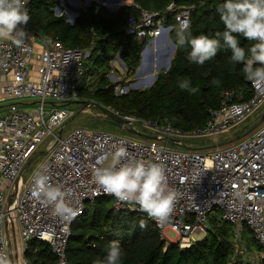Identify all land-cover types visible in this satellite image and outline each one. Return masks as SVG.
Here are the masks:
<instances>
[{"label": "built area", "instance_id": "built-area-1", "mask_svg": "<svg viewBox=\"0 0 264 264\" xmlns=\"http://www.w3.org/2000/svg\"><path fill=\"white\" fill-rule=\"evenodd\" d=\"M57 1L61 5V0ZM107 1L99 3L112 6V1ZM28 4L29 0L27 10ZM117 10L119 8L110 12ZM192 11V8L175 5L168 8L178 27L185 17L190 21ZM55 14L63 16L58 8ZM18 27L27 33L22 46L17 47L10 40L0 41V86L2 94L11 102L2 112L0 98V255L5 256L9 264H32L25 256L31 242L48 244L57 264H70L67 250L73 225L84 216L87 205H94L98 199H112L118 211L148 216L136 203L121 202L103 194L102 190L97 194L92 170L110 164L111 154L121 146L132 157L162 164L169 186L179 193L168 222L158 224L149 217L160 231L165 251L173 245L188 249L205 240L210 219L219 212L217 220L233 227L237 255L244 253V227L251 231L260 249L253 253H264V123L251 135L215 149L188 147L178 140L179 136L209 137L215 144L221 143V135L230 133L264 104V85L256 86L247 80L254 92L247 102H234L235 94L227 92L219 108L207 111L206 125L188 134L171 124L112 109L127 121L126 128L133 127L137 131L138 127L142 128L156 139L137 140L84 128L59 139L57 132L65 128L73 115L65 104L81 101L79 89L84 80L87 88L93 84L91 78H86L87 52L68 49L48 36H37L29 22ZM174 29L175 26L166 25L164 15L146 11L139 18H129L124 26L127 35L137 37L140 43L151 44L161 37L170 38ZM34 44L41 46L40 52L35 51ZM33 62L38 63L35 74ZM114 62L128 72L119 55ZM114 72L112 68V82H120L114 91L117 97H122L130 89L121 84L125 78H118ZM48 136L53 137L48 154L26 181L24 168ZM171 140L179 142L173 144ZM171 145L181 149H173ZM42 170L51 177L53 185L61 186L67 202L79 210L74 219H61L51 206L46 207L32 198L35 173ZM17 224L22 249L17 244ZM169 232L175 234L174 241L168 239ZM262 260L264 257L259 262Z\"/></svg>", "mask_w": 264, "mask_h": 264}, {"label": "trees", "instance_id": "trees-1", "mask_svg": "<svg viewBox=\"0 0 264 264\" xmlns=\"http://www.w3.org/2000/svg\"><path fill=\"white\" fill-rule=\"evenodd\" d=\"M123 1L132 3V0ZM133 1L135 6H124L116 13L105 7L96 13L97 5L93 4L86 12L80 11L72 24L65 15L59 17L55 14L59 6L57 0H29V26L37 36H48L68 49H81L88 53L84 62L85 68L88 66L86 77L96 78L92 80L93 90L87 92L90 100L85 102V96H80L82 103L95 102L122 114L171 124L177 130L188 133L206 125L209 119L207 111L219 108L227 92L235 94L234 102H247L253 98V88L243 73L244 65L231 61L230 49L221 47L215 57L201 66L189 61V45H177L179 27L174 16L168 12L171 5L193 9L185 35L195 37L203 34L216 38V32L224 31L217 7L225 0ZM144 11L162 14L166 25L175 26L170 39L177 46L176 53L170 69L158 74L153 87L117 97L114 91L116 84L110 80L117 55L127 66L128 75L133 77L141 65L142 53L148 43H140L137 37L127 35L124 26L129 18H139ZM238 39L247 55V49L255 42L242 36ZM182 79H188L191 87L199 91L190 94L180 89L179 81ZM252 124L246 126V130ZM111 200L101 198L94 205H87L84 216L73 225L67 250L70 264H98L106 257L113 241H118L121 246L119 264H252L247 256L260 251L251 231L244 227V253L237 255L233 227L215 217L210 219L205 240L188 249L181 250L173 245L165 251L160 231L149 216L118 211ZM141 222L145 225L143 228L140 227ZM29 246L30 251L25 256L32 264H57L48 244L31 242ZM259 264H264V260Z\"/></svg>", "mask_w": 264, "mask_h": 264}, {"label": "clouds", "instance_id": "clouds-1", "mask_svg": "<svg viewBox=\"0 0 264 264\" xmlns=\"http://www.w3.org/2000/svg\"><path fill=\"white\" fill-rule=\"evenodd\" d=\"M26 4L27 0H0V41L10 40L17 47L24 44L27 33L18 26L29 22ZM217 12L224 31L216 32V38L203 34L185 35L190 26L185 17L176 32L177 45H189V61L201 66L215 57L221 47L230 49L231 61L244 65L246 79L256 86L264 85V0H225L217 7ZM239 36L255 42L247 49V55L245 48L240 46ZM257 64L259 66L254 67ZM179 88L190 94L199 91L191 87L188 79L179 81ZM92 177L98 186L97 194L102 190L103 194L121 202L136 203L158 224L169 221L179 198V193L169 186L162 164L132 157L122 146L111 154L110 164L93 168ZM31 196L44 206H51L53 213L61 219L71 220L79 215V210L67 202L61 186L53 185L45 170L35 173ZM144 226L141 222L140 227ZM120 258L121 246L118 241H113L106 257L98 264H119ZM0 264H9L5 256L0 255Z\"/></svg>", "mask_w": 264, "mask_h": 264}, {"label": "rangeland", "instance_id": "rangeland-1", "mask_svg": "<svg viewBox=\"0 0 264 264\" xmlns=\"http://www.w3.org/2000/svg\"><path fill=\"white\" fill-rule=\"evenodd\" d=\"M88 2H89V0H83V2H81L82 3V8H84L85 4L88 3ZM103 2L106 3L108 1L107 0H103ZM81 3L80 2H76L75 0H61V5H60V2H59V6L57 8H58V10H60L61 14L65 15L68 18V17H70L68 15L72 14L70 9L74 10L73 8H75V6L77 4L81 6ZM124 4H126V3L123 0H115V1L112 2V6H109V5L107 6L106 5L107 6V8H106V6L103 5V4H100L99 1L96 2L97 6L98 5L104 6L109 11L114 10V9H118ZM127 5H129V4H127ZM111 7H114V9L111 8ZM86 9H88V8H86ZM80 11H83V10H80ZM165 39L168 41V38H165ZM170 44L171 43L169 41H168V43H163V44L161 43L160 47H165L166 49H169ZM148 45L150 46V48L152 50L155 49V46H154L153 43L151 44V42H148L146 47ZM175 53H176V50H175V52L173 51V55H172L171 59H169V61H168V62H170V66H171V60L173 59ZM113 66L118 71V73L114 72L116 74V76L118 78L123 76V72L124 71L121 68V66L117 62H114ZM170 66H168L169 68H166V64L164 62V63L161 64L162 68L158 72L154 71L155 70V66L153 67L151 72H150V69H149V72L151 73L152 78H153V76L157 75V73L159 74V73H164V72L168 71L170 69ZM86 67H88V66H86ZM85 69L87 71V68H85ZM124 74L125 75L123 77H121V78L122 79L125 78V79H124V81L121 84L124 87H129L130 90H129V92L127 94H129L131 91L146 90V89L149 88L148 86L150 84L149 83L150 81H145L144 82V81H141L140 79L138 80V77H137V80H130L129 78H131V77L128 75V72H127V76H126V72H124ZM114 83L117 85L120 82H114ZM152 85H154V82L152 83ZM89 87L91 88V90H93L91 86H89ZM87 94H88L87 93V83H86V80H84L82 82L81 86H80L79 95L82 96V97L85 96L84 97V100H86L85 102H88V100H90V98H91V96L87 95ZM89 103H95V102H91L90 101ZM84 104L85 103H79V104H72V105L68 106V108L73 112V116H75V117H74V119L72 121L68 122L66 124L65 128L63 129V134H62L63 138H65L68 135H70L76 129L84 128L86 130L105 131V132H108V133H111V134H114V135L125 136V137H129V138H132V139H137V140H143L144 139V138H142V137H140V136H138V135H136L134 133L129 132V130L126 129V128L122 129V128H119V127H117L115 125H112V124L108 123L107 120L105 119V117L102 116V112L96 107H91L89 105H86L87 107L83 110V112L79 113L83 109ZM105 108H110L111 110L114 109L112 107H105ZM262 112H264V104L257 110V112L255 114L250 116L246 121H244L243 123H241V124L237 125L236 127H234V129L230 133L225 134V135H221L220 138H219L220 141L224 142V141H226L228 139H231V138H233L235 136H239L242 133H244L246 131V126L252 124L254 122V120L256 119V117L259 114H261ZM138 129L142 133H147V134L150 133L149 131L143 130L142 128L138 127ZM188 133H190V132H188ZM188 133H184V134H188ZM57 134H58V132H57ZM52 139H53L52 136H48L44 140V142L41 144V146L39 147V150L37 151V153L38 152H47L49 143L52 141ZM178 140L181 141L185 146H188V147L193 146L194 148H208V147H211L212 145H215V142L209 137H198V138H196V137H188V136H179ZM171 147L173 149H177V150L181 149V147L175 146V145H171ZM46 156L47 155H43V156L37 158L35 161H33L28 166V168L25 170L24 175H23V178L26 181L31 179L32 174L39 167V165L45 160ZM113 206H114V202H113ZM219 216H220V213L219 212H215V216L214 217L217 218ZM167 237L171 241H174L176 239L175 234L172 233V232H169L167 234ZM16 239H17V244L19 246V249H22V241H21L20 230H19V225L18 224L16 226ZM197 239H201V237H197ZM167 243H170V242H167ZM254 252H256V251H254ZM262 257H264V253H260V254L259 253H255V254L252 253L251 255L247 256V258L250 259L249 261L252 264L253 263L254 264H259L260 263L259 260Z\"/></svg>", "mask_w": 264, "mask_h": 264}, {"label": "crops", "instance_id": "crops-1", "mask_svg": "<svg viewBox=\"0 0 264 264\" xmlns=\"http://www.w3.org/2000/svg\"><path fill=\"white\" fill-rule=\"evenodd\" d=\"M75 1L76 2H80V3L83 2V0H75ZM98 1L100 2V0H89L90 3L89 2H88L89 4L86 3L84 8H82V3H81V6L77 4L75 6V8L72 7L74 10H72V9H70V10H71V13L73 15L69 14L68 16H70V17H68L67 20L70 23L74 24L76 18L79 16L80 10H83V11L86 12L93 5V3L96 4V2H98ZM109 1L113 2L115 0H109ZM133 3H134V1L132 0L131 4H129V5L124 4L120 8H122L124 6H135V4H133ZM86 8H88V9H86ZM33 39H34V37H32V41H33ZM168 39H170V38H168ZM155 41H156L155 44H154L155 49L152 51L150 46H149L150 44H149L148 45L149 47L145 49L144 54H143V56L141 58V63L142 62L145 63V67H142L139 72L137 70L135 77L133 76V77L129 78L130 80H137V77H138V80L140 79L141 81H144V82L145 81H151L152 80V75L149 72V68H148V63H150L151 59L153 58V60H154V66H155V70L154 71L155 72H158L162 68L161 67L162 63L165 62V64H167L169 59H171V57L173 55V49H174L173 45H174V43L171 41L172 43L170 44L169 49H166L165 47H160L161 43L162 44L163 43H168V41L165 38L161 37V38H159L158 40H155ZM34 49H35L36 52H40L42 48H41V46L39 44H34ZM176 49H177V46H176ZM152 54H153V56H152ZM87 56H88V53H87ZM37 65H38L37 62H33V68H32L33 74L36 73ZM113 68H115V67L113 66ZM87 70H88V68H87ZM115 73H118L116 68H115ZM111 74H112V71H111ZM112 75L110 76V80L111 81H112ZM124 75L125 74L123 72V76ZM123 76H121V77H123ZM126 76H127V73H126ZM90 77H92L91 78L92 80L94 78H96L94 76H90ZM90 91H91V89L87 88V92H90ZM0 98H1L2 112H5L7 110V107L11 104V102L2 94V87L1 86H0ZM36 153L37 152H35L34 154H36Z\"/></svg>", "mask_w": 264, "mask_h": 264}, {"label": "water", "instance_id": "water-1", "mask_svg": "<svg viewBox=\"0 0 264 264\" xmlns=\"http://www.w3.org/2000/svg\"><path fill=\"white\" fill-rule=\"evenodd\" d=\"M134 4V3H133ZM103 6H100V5H98V6H96V13H98L100 10H101V8H102ZM119 10H120V8H119ZM119 10H117V11H119ZM116 11V12H117ZM168 41L170 42V43H172L171 42V40L170 39H168ZM149 46H147V47H145V49L146 48H148ZM173 47H174V49H173V51L175 52V49H176V45L174 44L173 45ZM152 50V49H151ZM145 51V50H144ZM144 51H143V53H142V56H143V54H144ZM153 51V50H152ZM152 56H153V54H152ZM168 66H170V62H168L167 64H166V68H169ZM142 67H145V63H141V66L139 67V69H138V72L140 71V69L142 68ZM153 67H154V60H153V58L151 59V61H150V63H148V68L150 69V72L152 71V69H153ZM157 77H158V73H157V75H154L153 76V78H152V80L149 82L150 84H149V88L150 87H152L153 85H152V83L154 82H156V80H157ZM147 87V88H148ZM79 103H82V102H75V103H69V104H67L68 106L69 105H72V104H79ZM86 105H89V106H91V107H96V108H98L101 112H102V114L105 116V119L107 120V122L108 123H110V124H112V125H115V126H117V127H119V128H126V125H127V121L126 120H124L123 118H121V117H119L118 115H116L114 112H113V110H111L110 108H105V107H103V106H101V105H98V104H95V103H85L84 104V107H83V109L79 112V113H81V112H83V110L87 107ZM74 117L75 116H71V118L67 121V123L68 122H70V121H72L73 119H74ZM66 123V124H67ZM264 123V112L262 113V115L252 124V126H250L244 133H242L241 135H239V136H235V137H233V138H231V139H228V140H226V141H224V142H221V143H218V144H215V145H212L211 147H210V149H215V148H218V147H222V146H226V145H229V144H232V143H234V142H237V141H239V140H241V139H243V138H245V137H247V136H249L250 134H252L261 124H263ZM126 129H128L129 130V132H131V133H134V134H136V135H138V136H140V137H142V138H144V139H150V140H155L156 139V137H154V136H152V135H150V134H147V133H142V132H140V131H137V130H135L133 127H129V128H126ZM62 134H63V128H61L59 131H58V138L60 139V138H62ZM172 141V143L173 144H177L179 141H177V140H171ZM200 149H203V148H200ZM48 154V150H47V152H38V153H36V154H34L33 156H32V158L30 159V161L26 164V166H25V168H24V171L28 168V166L33 162V161H35L37 158H39V157H41V156H43V155H47Z\"/></svg>", "mask_w": 264, "mask_h": 264}]
</instances>
